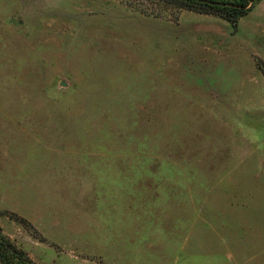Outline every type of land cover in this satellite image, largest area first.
Returning a JSON list of instances; mask_svg holds the SVG:
<instances>
[{"label":"rangeland","instance_id":"obj_1","mask_svg":"<svg viewBox=\"0 0 264 264\" xmlns=\"http://www.w3.org/2000/svg\"><path fill=\"white\" fill-rule=\"evenodd\" d=\"M260 1L234 25L156 0H0V230L17 248L264 264Z\"/></svg>","mask_w":264,"mask_h":264},{"label":"trees","instance_id":"obj_2","mask_svg":"<svg viewBox=\"0 0 264 264\" xmlns=\"http://www.w3.org/2000/svg\"><path fill=\"white\" fill-rule=\"evenodd\" d=\"M198 13L216 15L236 25L259 0H156ZM0 262L2 264H36L0 230Z\"/></svg>","mask_w":264,"mask_h":264},{"label":"crops","instance_id":"obj_3","mask_svg":"<svg viewBox=\"0 0 264 264\" xmlns=\"http://www.w3.org/2000/svg\"><path fill=\"white\" fill-rule=\"evenodd\" d=\"M262 18H263V21L261 22L260 19H262ZM254 29H255V32H256V38H258V39H256V44L264 47V38L262 36L263 33H264V14L262 15L261 18L258 19V22H256V24L254 25Z\"/></svg>","mask_w":264,"mask_h":264},{"label":"water","instance_id":"obj_4","mask_svg":"<svg viewBox=\"0 0 264 264\" xmlns=\"http://www.w3.org/2000/svg\"><path fill=\"white\" fill-rule=\"evenodd\" d=\"M60 84L63 85V86H65V83L64 82H61Z\"/></svg>","mask_w":264,"mask_h":264}]
</instances>
